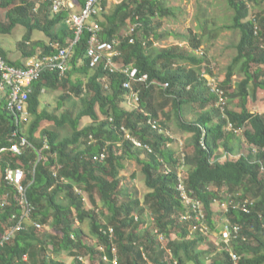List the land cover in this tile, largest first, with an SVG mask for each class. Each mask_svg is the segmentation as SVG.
Returning <instances> with one entry per match:
<instances>
[{
	"label": "trees",
	"instance_id": "16d2710c",
	"mask_svg": "<svg viewBox=\"0 0 264 264\" xmlns=\"http://www.w3.org/2000/svg\"><path fill=\"white\" fill-rule=\"evenodd\" d=\"M260 1L264 0H226L233 18L222 29L237 30L240 37L235 44L236 54L218 84L229 103L237 100L238 109L226 106L224 117L215 106L218 97L204 76L206 71L212 73L211 66L203 65L202 52L195 54L202 44L199 35L189 32L186 37L192 51L178 46L154 47L158 33L152 28L153 19L170 15L162 0L112 2L109 11L92 21L99 24V39L115 41L119 54L113 61L122 69H137L138 77L147 75L145 82L129 79L122 70H111L105 66V59L92 68L86 52L91 32L84 29L70 52L66 72L61 75L44 70L32 82L29 117L25 121H17L0 94V148L22 135L32 145L18 156L2 152L0 170L7 166L24 169L25 183H29L28 199L34 207L31 217L50 226L47 233L27 226L4 241L0 246V264H64L57 258L62 252L70 255L69 264H85L93 255L99 256L97 264H112L114 258L116 264H231L225 247L210 258L209 248H204L206 236L198 232L190 235L189 224L179 221L180 213L188 211L177 189L178 171L184 159L192 161L193 166L188 170L181 168L184 173L180 178L186 193L203 204L210 231L216 228L213 203L221 200L218 188L224 186L225 192L235 197L233 204L253 201L247 206L249 212L229 205L221 218L240 227V237L230 242L240 256L239 264H264V171L259 163L263 154L254 155L251 150L253 146L264 149V113L250 109L257 93L264 95V49L260 47L264 43V8ZM256 7L259 10L252 11ZM70 13L64 7L52 11L48 0H0V33H11L21 25L25 29L18 42L22 58H42L54 54L57 45L67 46L74 38L73 28L66 23ZM135 24L140 25L129 32ZM123 27L128 32L119 35ZM34 31L41 32L47 41L32 40ZM0 56L12 66L23 64L22 60L11 61L1 47ZM236 75L240 78L234 80ZM125 82L130 86L125 87ZM155 88L171 100L163 119L151 104ZM52 91L59 92L58 108L65 107L59 114L49 112L47 106L40 110L42 93ZM135 92L136 105L126 108L124 104L131 101ZM191 105L204 111L196 119L186 121L183 113ZM171 114L182 131L192 134L180 157L169 146L173 139L165 132V121ZM215 116L219 118L217 122L213 120ZM83 118L91 122L80 126ZM148 120L156 121L163 131ZM44 123L52 127L47 128ZM64 127L71 129L69 134H60L59 129ZM122 128L148 148L134 145ZM235 130L242 131L249 154L232 155L230 143ZM14 132L16 136L12 137ZM38 150L43 158L37 162ZM223 154L225 159L221 160ZM125 159H133L141 166L148 189L143 200L125 194L120 176ZM77 190L87 195L90 209ZM7 192L9 199L2 203ZM146 209L151 211L150 222L144 220ZM19 213L13 188L0 179V238L9 228L11 216ZM76 221L88 222L95 246L86 244ZM148 225L158 239L166 241L165 247L153 238ZM108 228L113 230L112 235ZM112 248L116 249L115 257Z\"/></svg>",
	"mask_w": 264,
	"mask_h": 264
},
{
	"label": "rangeland",
	"instance_id": "374dc122",
	"mask_svg": "<svg viewBox=\"0 0 264 264\" xmlns=\"http://www.w3.org/2000/svg\"><path fill=\"white\" fill-rule=\"evenodd\" d=\"M164 2L165 7L170 10V15L165 16L163 18H155L153 19L152 28H155L156 33H158L157 39L154 40V47L158 49L167 48L170 46H178L182 49L192 51L191 45L189 40L186 38L189 32L193 34L199 35L201 39V46L200 49L195 52H202L204 56V64L203 65H210L212 73H205L208 77L214 78L217 84H219L225 75L226 68L231 63L233 57L236 54L235 44L239 40L240 33L237 30H225L222 29L224 25H230L232 23L233 18V10L228 7L226 0H162ZM262 8H264V1H260L259 3ZM259 10L258 7L252 8V11ZM253 13V12H252ZM1 19L5 20L4 13H1ZM160 24L159 27H156V24ZM119 35H125L128 31L126 27L119 29ZM25 32L24 27L21 25H17L13 28L11 33L8 34H1L0 33V47L5 49L8 54V58L10 60H22L21 52L18 49V42L22 38ZM43 39L47 41L46 37L38 31H34L32 35V40ZM194 52V51H193ZM201 54V53H200ZM240 78V76L236 75L233 77L234 80ZM208 83V81H207ZM211 88V86H210ZM212 89V88H211ZM59 92L52 91L45 96H41V106L40 110L47 106L49 112H56L59 114L64 108H58L57 106V98ZM229 98H226V103L223 105L224 108L226 106L228 108L238 109L236 104L237 100L234 99L229 103ZM76 102H79L78 99ZM134 104L132 101H127L125 103V107L129 108ZM171 100L170 98L166 97L165 94L162 93L160 88H155L152 91V99L151 104L157 111L160 112L161 118L163 119V113L167 114L166 112L169 110ZM250 109L252 112H259L264 113V95L261 91L257 93L256 98L254 101H251ZM79 106V105H78ZM215 106L218 107L217 101ZM197 106L191 105L189 110L186 112L184 111V119L186 121H191L196 119L203 110L196 108ZM197 109V110H196ZM222 117H224V110L218 107ZM223 113V114H222ZM160 118V119H161ZM214 122L219 120L218 117L213 118ZM91 121L88 118H83L80 122V126L85 124H89ZM165 132L173 139L169 146L175 151L176 156L180 157V154L183 152V149L186 144H188V140L190 139L192 134H188L187 132L182 131L179 128V124L175 117H169L166 121ZM47 128H51L52 126L48 123H44L43 126ZM162 128V127H161ZM232 127H227V130H230ZM26 130V126L22 128V132ZM60 134H69L71 129L68 127H64L59 129ZM235 133V132H234ZM25 136V135H24ZM230 145L233 147V154L232 155H247L249 154V149L245 144V138L242 131L238 130L235 133V136L232 139ZM192 149V146L190 147ZM222 151V150H221ZM185 152V151H184ZM224 152V151H223ZM225 154L221 160L225 159ZM124 168L120 171V176L122 177V186L124 188L125 194L128 195L129 193L132 196L143 200L146 192H148L147 187L145 186L144 182V175L141 172V166L133 159H125L124 161ZM193 163L192 161L189 162L188 159H184V165L181 166L183 170H188L192 168ZM180 168L178 171V175L181 177L184 173L183 170ZM135 174V175H133ZM215 188V187H214ZM85 207L90 209L92 204L85 193H82ZM218 198L213 203L215 209V230L208 233L206 238L208 239L207 246L205 245L204 248H209V257L212 258L217 254L221 253L223 249V245L219 241V229L222 223V213L224 212L221 205L219 203L222 201L224 202L225 199L234 200V196L231 193L225 192V187L222 186L218 188ZM96 201L99 202L98 197H96ZM101 207V204L99 203ZM104 211V210H103ZM102 212V210H101ZM105 214V211H104ZM101 220L103 221L105 218L100 214ZM144 220L146 222H150L151 218V211L146 209L144 214ZM75 226L81 228L82 237L86 244L94 245L95 238L92 237L90 234V227L87 221L84 223L75 222ZM151 229L150 225H148ZM50 226L45 225L44 227L40 228L42 233L50 232ZM151 233L154 239H158L156 236L155 231ZM41 233V234H42ZM162 247H165L166 241L164 239H158ZM48 252L51 253V247H47ZM52 254V253H51ZM168 255H164V258L167 259ZM64 264H69L71 262V257L67 252H62L57 255ZM98 255H93L90 260H85V264H97L98 263ZM209 260V259H208Z\"/></svg>",
	"mask_w": 264,
	"mask_h": 264
},
{
	"label": "built area",
	"instance_id": "2783aa9c",
	"mask_svg": "<svg viewBox=\"0 0 264 264\" xmlns=\"http://www.w3.org/2000/svg\"><path fill=\"white\" fill-rule=\"evenodd\" d=\"M51 2V10L54 12L59 11L62 7L69 9L71 13L66 19V23L73 28L74 38L70 40L67 46L61 47L56 46V52L52 55L44 56L42 58H27L23 61L21 67H16L8 64V62L0 56V94L6 98L7 108L14 115H16L18 122H23L29 117L28 112V100L31 92V84L37 80L40 74L44 70L57 71L61 75L64 74L68 68V63L70 59V52L74 44L79 40L84 29H89L91 35L88 40L87 55L90 57V66L92 68L96 67L102 60H106L105 66L109 67L111 70H122L125 72L129 79L134 81H143L147 79V75L137 76V69H122L118 64L113 61L114 56L119 53L115 50V41L108 42L99 39L98 31L100 30L99 24L97 22H92L93 18L99 17L102 13L107 12L110 8L112 2H118L120 0H48ZM37 8V4L35 9ZM78 8V9H77ZM88 22H91L88 25ZM140 24H135L130 27L129 32H133L136 26ZM255 34H258V30L255 27ZM264 49V43L260 45ZM201 53V52H199ZM208 81V85L211 86L212 91L217 95V105L219 108L224 110L223 105L226 103V97L223 90L218 87V84L212 77L204 75ZM154 83V82H152ZM125 87H129L130 83L125 82ZM167 86V84H164ZM134 104L138 101V95L135 92L130 99ZM131 104V103H130ZM111 120V119H110ZM152 126L159 131H162L158 126L156 121L148 120ZM231 127V125H228ZM125 137L130 140L134 145L142 148H148L147 144L142 143L137 138L126 133L125 128H122ZM238 132V130H235ZM14 132L12 137H15ZM32 145L27 140L25 136H20L17 141L11 143L9 146L0 148V154L2 152L8 151L13 155H21L23 150ZM47 142L44 141V147L47 148ZM254 155L262 152L263 159L259 161L261 171H264V149L259 150L257 147H251ZM38 152L37 162L43 158L41 151ZM182 156H184L182 154ZM104 157L101 154L100 159ZM184 161V160H183ZM0 179L5 182L8 186L13 188V197L20 208L19 214H13L10 219V226L6 232L0 238V246L4 241L11 239L17 232L25 230L27 226H34L35 228H42L45 225L34 221L31 217L34 212L33 205L29 202L27 189L29 183H25V171L22 168H11L9 166L0 170ZM178 190L181 192V196L188 206V211L186 213H181L179 215V221L189 224V231L191 234L196 232L207 236L210 232V227L206 221V212L203 204L188 193H186L185 186L179 176ZM79 192V191H78ZM10 194L7 192L4 194V199L2 203H6V199H9ZM253 201L245 200L243 203L238 202V204H233L232 200L220 202L224 212L228 210L229 205L233 207H240L243 211L249 212L248 205H251ZM113 230L108 228V233L112 235ZM190 234V235H191ZM240 237V227L237 225H231L228 220L223 219L220 229L219 238L220 241L225 245L228 255L230 257L231 264H239L240 256L232 249L230 242L234 239ZM243 239H245L243 237ZM102 250V247H101ZM112 252L115 254L116 249L112 248ZM116 254L114 255V257ZM104 261L106 257H102ZM116 258L113 259L112 264H116Z\"/></svg>",
	"mask_w": 264,
	"mask_h": 264
},
{
	"label": "crops",
	"instance_id": "0c3cea01",
	"mask_svg": "<svg viewBox=\"0 0 264 264\" xmlns=\"http://www.w3.org/2000/svg\"><path fill=\"white\" fill-rule=\"evenodd\" d=\"M78 9V8H77ZM107 11H109V9L107 10ZM10 59V58H9ZM17 60H19V59H17ZM17 60H11V61H17ZM50 92H48V93H46V92H43L42 93V95L43 96H45L46 94H49ZM58 101V100H57ZM57 106H58V102H57ZM187 110H185V112H186ZM187 113V112H186ZM185 115V113H183V116ZM161 130H162V128H161ZM163 131V130H162ZM189 134V133H188ZM220 240V239H219Z\"/></svg>",
	"mask_w": 264,
	"mask_h": 264
},
{
	"label": "clouds",
	"instance_id": "9594fccd",
	"mask_svg": "<svg viewBox=\"0 0 264 264\" xmlns=\"http://www.w3.org/2000/svg\"><path fill=\"white\" fill-rule=\"evenodd\" d=\"M77 191H79V190H77ZM79 193H83V192H81V191H79ZM181 214V213H180ZM211 230V229H210ZM211 232V231H210ZM191 235H193V234H191ZM223 243V242H222ZM223 246L225 247V245L223 244ZM228 252V251H227Z\"/></svg>",
	"mask_w": 264,
	"mask_h": 264
}]
</instances>
